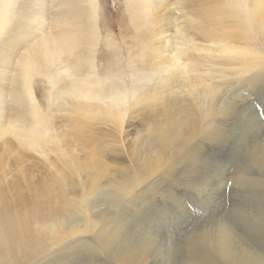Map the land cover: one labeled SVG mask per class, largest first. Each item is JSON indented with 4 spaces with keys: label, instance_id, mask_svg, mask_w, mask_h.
<instances>
[{
    "label": "bare ground",
    "instance_id": "obj_1",
    "mask_svg": "<svg viewBox=\"0 0 264 264\" xmlns=\"http://www.w3.org/2000/svg\"><path fill=\"white\" fill-rule=\"evenodd\" d=\"M125 1L132 35L121 47L99 33L98 0H0V264H52L81 241L97 255L119 240L117 259L148 261L151 241L120 213L138 211L160 179L192 176L264 90V0ZM48 2L56 16L35 40L32 13ZM256 159L264 168V146ZM239 179L245 193L264 185ZM192 235L191 264H264L226 223Z\"/></svg>",
    "mask_w": 264,
    "mask_h": 264
},
{
    "label": "rangeland",
    "instance_id": "obj_2",
    "mask_svg": "<svg viewBox=\"0 0 264 264\" xmlns=\"http://www.w3.org/2000/svg\"><path fill=\"white\" fill-rule=\"evenodd\" d=\"M98 6L100 10L99 17L101 18H99L98 25L100 35L114 37V40H117L116 44L123 47V35H127V37L132 35L127 31L129 22L128 11L126 10L127 2L125 0H98ZM23 7L24 6L18 8V10H21L20 13H22ZM35 8L36 14L32 13L30 25L33 24L31 33L34 39L37 40L41 36L38 28L41 27L43 32L50 30L51 22L54 19L52 17H54L55 8L49 6L48 2L46 10L43 13L44 15L39 13L37 6H35ZM157 8L153 11L155 13L154 18L159 14V9ZM7 36L8 34L4 37ZM20 49L23 50L21 47ZM125 64L128 65V62H125ZM40 78L42 80V85L48 86L44 75L35 76V84L37 85L39 83L37 81L40 80ZM147 78H149V75H147ZM152 81L154 80L150 82ZM252 95L251 100H254L253 102L255 105H253L254 107L252 110L256 109L257 112L248 108L242 113L236 114L235 122L229 125L224 136L206 147V151L201 155L203 158L200 157V161L197 163L199 165H196L197 170L195 169L192 176L191 174L188 176V172H184L181 173L182 176L180 180H176V182L173 178L165 180L160 179L157 181L158 184H155L156 190L151 188L147 191L146 197L139 200L137 204L138 211L135 212L134 209L130 207L129 209L131 211L126 208L128 212L123 211L120 213L121 218H124L122 221L125 220L127 232L130 231L129 233L132 234L136 231L137 225L142 226L143 229L141 228L142 231L140 232L141 236H145V239L147 237L148 241H151L153 253L147 258L148 261L144 263L191 264L188 259L189 248L187 246L189 243L187 242L191 240L190 237L193 236L192 234L200 229L223 223L228 225V228L234 233L235 238H239V241L247 250L250 248L251 251L254 250L253 252L264 255V193L261 191H264V185L250 187L247 193L239 188V176H243V178L247 180L250 176L254 177L255 174H260V178L264 179V168L262 166L260 167L256 159L258 150H260V147L264 146V90L262 89L255 93V95L254 93ZM7 98L10 97L8 96ZM37 98H40L43 103L42 95L38 94ZM259 101L261 103H259ZM134 125L136 126L138 124L135 123ZM137 128H139V126H137ZM133 134L134 130L131 131V135ZM248 141L252 143L248 145ZM252 145L254 149H252ZM127 159V162L123 160L126 164L129 163L130 158ZM132 165H135V161L132 162ZM179 167L184 166L180 165ZM246 174L248 176H246ZM184 175L186 177H183ZM208 186H210V188ZM230 186L232 189H230ZM204 187L207 188L208 191L205 195H201L200 191L202 190L203 193ZM150 191L152 193H150ZM208 193L210 194L208 195ZM155 195H158V199ZM106 198L99 197L97 199V197L95 198L94 195H91L93 202L97 199V203L94 202L95 204L103 203L106 200L110 201V199ZM202 201H204V203H202ZM155 207L157 208L155 209ZM115 214L117 213H114V217L119 215ZM64 215L68 221L78 220L79 218V214L73 209L67 210ZM144 225H149V227ZM98 231L99 229L97 228V232ZM85 236L88 237L87 240H89V237H94V235L90 233H87ZM133 237L134 235L132 238ZM91 240L92 239L89 241ZM119 241L114 242L107 251L98 253L97 255L91 254L92 246L87 245L86 241L76 242L71 245L70 248L67 247L61 250V253L58 252L54 254L52 264H112L115 263L113 262L114 260H118V263L125 264L123 260L117 259L118 256H121L119 251L123 249V247L117 244ZM115 254L118 256L116 257ZM100 257L103 258L101 259Z\"/></svg>",
    "mask_w": 264,
    "mask_h": 264
}]
</instances>
